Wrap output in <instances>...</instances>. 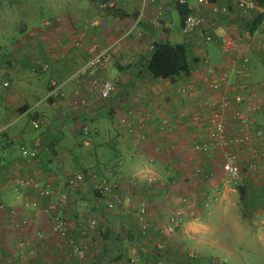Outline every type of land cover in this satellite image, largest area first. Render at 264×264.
<instances>
[{"label":"crops","instance_id":"0c3cea01","mask_svg":"<svg viewBox=\"0 0 264 264\" xmlns=\"http://www.w3.org/2000/svg\"><path fill=\"white\" fill-rule=\"evenodd\" d=\"M173 1L154 0L140 14L136 0H40L38 11L44 10L50 15L32 21L29 30L27 25L15 27L21 35L9 48L0 86V202L4 206L0 210V239L12 236L18 240L17 254L27 263L100 264L105 259V245L109 244L117 250L115 261L108 260V264H127L130 248H139L143 263L153 264L154 244H164L163 238L176 246L183 239L186 244L181 247L185 249L183 255L194 256L189 259L180 253L182 257H171L169 264H210L212 260L207 256H242L254 241L261 244L259 252L264 255V170L251 171L246 167L242 172L238 183L246 188H241L239 193L240 211L236 208L237 192L227 188L229 181L220 166L221 155L204 156L192 149L202 134L211 100L199 56L206 52L216 70L228 75L230 83L264 82V20L254 30L251 41L243 35L244 21L233 11V0H211L219 6H228L227 14L213 15L209 5L201 6L207 32L214 38L228 32L238 40V52L224 54L216 42L201 46L198 36L186 37L180 33L178 25L186 9L173 7ZM163 4L172 7L157 25L156 10ZM103 6L105 11L109 8L106 13L101 9ZM168 20L177 26L172 30L162 28L160 25ZM133 26L143 30V36L117 43L113 47V59L97 73L101 77L120 79L108 99L97 100L88 109H73L67 104L72 81L63 84L67 94L63 99H44L51 81H64L85 61V51L75 47V41H80L82 47L93 41L105 47L122 30ZM153 42L183 44L191 61L190 74L179 75L174 81L152 77L144 67L151 51L143 60L132 62L137 53L144 52ZM240 53L249 58L247 78L231 61ZM42 62L48 63L47 71H41ZM254 74L258 79L253 80ZM190 79L195 81V93L185 97L179 86ZM41 85H44L43 93L36 91ZM134 94L141 97L142 104L137 107V116L122 125L117 118L132 106L130 98ZM262 96L264 106V91ZM40 115L47 122L33 129L30 122ZM20 119L33 129L32 133L8 130ZM254 121L264 128V111L254 115ZM83 124L93 130L91 141L101 137L102 145L119 154L120 160L110 164L111 167L97 164L93 168H101L98 172L105 174L111 171L110 178L118 185L116 192L122 204L113 209L105 207L87 182L74 191L66 192L63 188L67 175L77 170L73 167L74 158L60 148L62 144L68 148L72 133L81 134ZM34 138H39L40 145L35 150L36 158L31 160L21 156L20 150L29 147ZM251 149L252 146L247 147L248 152ZM26 180L31 181L25 183ZM52 185L56 187L53 194L39 195L41 188ZM60 193L67 196L62 207L57 205ZM253 198L256 200L252 203ZM29 201H35L36 206H27ZM141 203L146 207L144 238L139 236L140 222L136 217ZM248 203L253 207L243 210ZM230 206L237 209L235 214L240 219L238 249H235L237 244L228 242L226 236H218L216 231V222L228 218ZM56 213L66 218L69 236L75 224L84 223L95 214L99 230L87 231L86 235L80 232L84 241H79L87 245L88 251L101 246V256L85 258L84 262L71 257L66 240L51 234L50 216ZM176 213L178 219L174 216ZM98 233L100 237L95 236ZM18 256H11L10 260ZM2 259L7 261L9 256Z\"/></svg>","mask_w":264,"mask_h":264},{"label":"built area","instance_id":"2783aa9c","mask_svg":"<svg viewBox=\"0 0 264 264\" xmlns=\"http://www.w3.org/2000/svg\"><path fill=\"white\" fill-rule=\"evenodd\" d=\"M139 5V12L142 14L143 9L149 2L154 0H136ZM109 6L108 4H105ZM173 7L183 6L186 9L185 14L178 25L179 31L183 36H198L201 46L216 42L219 44L221 51L224 54L237 53L239 50L238 40L233 38L228 32L222 33L217 38H214L210 32L206 31V19L202 14L200 7L209 5L210 12L213 15L227 14L230 8L226 5L219 6L211 0H174L171 4ZM171 5H160L157 7L154 22L161 23L164 20L165 13ZM171 6V7H172ZM233 11H236L244 21L243 35L245 38L252 41L253 32L249 28V23L252 19L260 17L264 20V4H260L257 0H233ZM157 22V23H156ZM259 23V25H260ZM158 25V24H157ZM167 30L174 29L177 24L172 20H168L160 25ZM143 30L136 26L130 27L123 31L121 35L111 44L101 47L97 42H90L87 46L82 47L80 41H75V47H81L86 54L85 61L73 71L68 78L62 82L51 81L45 94L44 99L61 100L67 96L62 89L64 83L73 82V88L69 95L67 104L77 109L84 107L86 109L94 105L97 100L108 99L119 85L118 77L109 79L101 77L97 73L103 71L110 61L113 59V47L124 39H130L134 36L140 38L143 35ZM149 51L152 50V45L149 46ZM141 54L135 56L132 62L140 61ZM235 68L244 77H248L249 58L245 53H240L237 59H232ZM199 62L202 65V74L205 78L206 85L211 90V100L208 104V112L203 121V130L200 138L192 144V149L201 154L209 155L219 153L221 155L220 166L228 181L236 182L240 179L242 172L245 170L258 171L264 170V128L257 125L254 121V115L264 111L262 103V92L264 91V82L252 83L250 81H242L230 83L226 73H219L216 67L211 63L206 52L199 56ZM146 61L144 62V67ZM42 72L49 69L46 62L40 63ZM194 80L190 79L179 86V91L185 97H192L195 93ZM132 106L127 108L121 114L117 121L120 124H126L129 120L137 116V107L142 104L141 97L134 94L130 98ZM46 123L43 115L32 119L30 124L33 129H39L41 124ZM133 129V128H132ZM91 130L87 124L81 126V143L88 146L91 143ZM40 145L39 138H34L30 142L29 147H23L20 150L21 156L27 159H35L36 149ZM251 147L250 152L247 147ZM232 148H235L233 150ZM101 168L98 170H89L86 172L74 171L67 175L63 188L66 192L74 191L79 186L87 184L93 192L97 193L107 209H113L122 204V198L118 195L117 183L110 178L109 173H101ZM31 180L24 181L30 183ZM56 190L55 186H47L39 190V195L49 196ZM66 203V195L60 193L57 196V205L64 206ZM27 206H36L35 201H29ZM4 208L0 202V210ZM146 214V207L141 203L136 217L141 225V232L144 233L145 227L143 223ZM177 213L174 215L176 219ZM173 216V217H174ZM171 217L170 221L173 219ZM51 230L58 236L65 238L66 243L70 246V256L79 260H84L88 251L87 245L76 242L68 234V224L65 217L60 214L50 216ZM88 228H94L97 224L94 215L88 217L84 223ZM163 229H161L162 231ZM171 232V230H169ZM141 233V234H142ZM159 248L161 246H158ZM157 247V248H158ZM128 264H142L137 258L130 256ZM156 264H166L165 260L159 259Z\"/></svg>","mask_w":264,"mask_h":264},{"label":"rangeland","instance_id":"374dc122","mask_svg":"<svg viewBox=\"0 0 264 264\" xmlns=\"http://www.w3.org/2000/svg\"><path fill=\"white\" fill-rule=\"evenodd\" d=\"M39 3H40V0H0V86H1V82H2V77H5V75H2V68L4 69L7 66L5 59L7 57L9 48L16 41V39L18 37H20V35H21V33H19V31L17 29L15 30V27L16 26L22 27L24 25H27L26 30H29L32 26V23H31L32 21L34 22L42 16L47 17L50 15V12H46L44 10L38 11L37 6L39 5ZM101 9H103V11L106 13L104 6ZM100 11L101 10H99V13H101ZM124 30H122V31H124ZM132 38H134V36L130 37V40H132ZM149 45L147 46V48L145 49L144 52L141 51L142 53H139L142 56L141 60H143L145 57L148 56V53L150 52L149 51L150 50ZM137 55H138V53H137ZM47 74L48 73H46V76H47ZM252 77H253V80L258 79L255 74ZM36 91L39 93H43L44 85L39 86L38 90H36ZM24 119H26V118H24ZM21 121H22L21 119L18 120L16 122V124L13 125L8 130L11 132H15V133H17V131H19L20 129L24 130V132L31 131L30 130L31 126L29 127V125L26 123V121H23V122H21ZM80 127H81V125H80ZM32 132H33V129L31 131V133ZM81 140H82L81 134L76 133V132L74 134L72 133L71 139H70V145L68 146V148L63 146V144L60 148L63 151L68 152V154H70L74 158L73 167L75 170L80 171V172H86L89 170H96L97 168L96 169H93V168L97 164H99L101 167H108L110 164H112V163L116 164L117 161L120 160L119 154H117L113 148H111L109 146L102 145V138L101 137H98V138L96 137L94 140L91 141L90 145H88V146L82 145ZM89 166H92V167L90 168ZM111 166L112 165H110L109 167H111ZM228 184L229 185L227 188L229 190L237 192V194H238L237 198L239 197L240 189L246 188V187H241V185H239L238 181H236V182L229 181ZM221 188H222V186H221ZM66 199H67V196H66ZM234 199H235V197H234ZM238 199H239V202H238L239 208H238V206L236 208L240 209V211H241L242 201L240 200V198H238ZM251 200L253 203L256 199L253 198ZM247 206L243 207V210H247L250 207H253V205L251 203L250 204L248 203ZM236 208L230 206L229 211H228V218L223 219V221L222 220L220 221V219H219V221L216 222V225H218L216 231L218 233V236H221V237L226 236V240L228 242L233 243V244L234 243L237 244V248H235V249H238L241 246V238H240V234H239V230H238V228L240 229V227H239L240 219L237 217L238 213L235 214V212H238ZM95 217H96L97 224L94 228H88L84 224L85 222L84 223L78 222L77 224H80V225L75 224L74 230H72V232H71L72 233L71 237H73L76 242L78 241V243L85 244L84 242L79 241V239L84 241V238L82 239L83 234H80V232H84V235H86L87 231L99 230L98 229L99 222L97 220L96 215H95ZM213 218H214V214H213ZM79 226H81V227H79ZM100 226H101V221H100ZM237 226H238V228H237ZM138 228H140V230H141V225L138 224ZM138 228H137V230H139ZM143 230H144V233L147 232L146 229H143ZM73 232H75V234H73ZM141 233L139 231V236L144 238L145 235L143 233L142 234ZM51 234L55 235V233L53 231ZM74 235H76L77 238H75L76 236H74ZM95 236L100 237L101 234L98 233ZM164 236H167V235H164ZM55 237H56V235H55ZM55 239H57V238H55ZM163 239L165 241H163L162 239L161 240L163 241L164 244H162V243H155L154 244L156 253L155 254L153 253V256H155L153 264H156L157 260H159V259L165 260L166 264H168V261L171 257H173V258H174V256H178V258L182 257V256H180V253H181V255H183V252H184L183 250H185V249H182L181 247H184V245H186L183 243V242H185L183 239H181L180 245H177V246L174 244L169 245V242L167 243V240L165 238H163ZM0 240H1L0 241V256H2V257L3 256H9V259L7 261L3 260L2 257H0V259H2V260H0V264H31V262L27 263V260L26 261L22 260L21 257L18 256V254H17L18 240H16L12 236L9 237L8 239L4 238V239H0ZM6 241H9L10 243H8ZM141 244H143V243H141ZM64 246H65V244H64ZM105 246H107V247H105V251H104L105 252V256H104L105 259H103L100 264H108V260L115 261L114 256H115V253L117 250L116 247L110 246L109 244H106ZM158 246H161V247L159 248ZM260 247H261V244L257 241H254L248 246L249 250L246 249V251L244 252V254H242V256L217 255V256H207V258L212 260V263H210V264H264V255H261L259 252ZM151 248H153V246H151ZM130 249H131V253H128L127 257H126L127 258L126 259L127 264H128V258L130 256L137 258L142 264H144L143 261L141 260V256L143 257V254H141L142 251L139 252V248H136V249L134 248L135 250L132 248H130ZM100 252H101V246H98L97 248H92L90 251H87L85 258H86V260H87V258H88V260H90L91 257L101 256ZM10 253H12V254H10ZM11 256H18L17 257L18 259L13 258L10 260ZM30 256H32V255L30 254ZM183 257L192 259L194 256L183 255ZM199 257H201V256H199ZM85 258H84V260H79V259L78 260L84 262ZM171 260H172V258H171ZM110 264H113V263L111 262ZM190 264H192V262H190Z\"/></svg>","mask_w":264,"mask_h":264},{"label":"trees","instance_id":"16d2710c","mask_svg":"<svg viewBox=\"0 0 264 264\" xmlns=\"http://www.w3.org/2000/svg\"><path fill=\"white\" fill-rule=\"evenodd\" d=\"M257 1L260 4H264V0ZM107 9L109 8H106V12L108 11ZM260 21V17L252 19L249 23V28L254 30L259 25ZM145 69L154 78L174 81L179 75L187 77L190 74L191 61L186 56L183 44L153 42L151 53L146 59ZM94 194L96 193L94 192ZM170 262L171 261H168V264Z\"/></svg>","mask_w":264,"mask_h":264}]
</instances>
